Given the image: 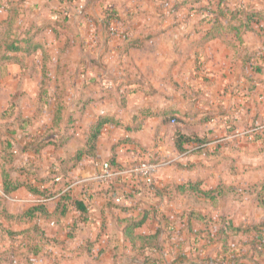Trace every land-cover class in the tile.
Instances as JSON below:
<instances>
[{
    "label": "crops",
    "instance_id": "1",
    "mask_svg": "<svg viewBox=\"0 0 264 264\" xmlns=\"http://www.w3.org/2000/svg\"><path fill=\"white\" fill-rule=\"evenodd\" d=\"M182 1L90 0L84 30L96 35L97 41L89 39L88 47L99 50V58L54 55L52 41L40 37L45 20L38 22L42 29L28 51L0 55V115L13 124L9 131L0 128V137L8 138L11 146L23 145L32 136L48 137L38 153L29 150L21 155L37 177L73 155L101 114L119 124L105 126L96 155L71 167L68 179L97 171L110 159L120 166L140 159L172 164L130 203L114 204L108 193L99 192L94 207L101 228L90 221L91 212L87 217L75 205L68 215H37L33 222L42 229L35 237L37 251L23 243L22 260L4 256L1 264H147L144 253L160 264H264V226L252 228L264 225V132L252 140L234 135L264 115V18L244 30L241 39L235 30H228L205 40L210 25L201 24L198 12L208 4L216 7L219 0H189L176 8ZM6 3L3 18L9 15ZM227 4H250L264 16V0H227ZM107 8L118 15L106 27ZM65 63L63 73L59 66ZM45 65L52 82L48 86H44ZM58 78L65 79L69 96L64 113L75 116L67 131L66 119L61 130L53 127ZM172 111L183 121L175 125L166 121ZM177 130L208 141L187 144L181 152L173 143ZM14 166L11 177L21 184L10 194L37 198L28 186L37 183L36 177L19 171L17 159ZM3 169H8L6 159L0 163L1 185ZM82 186L72 190L75 198L85 196ZM56 204L57 200L47 203L50 213ZM145 212L136 232L160 229L161 234L157 248L140 253L139 243L134 245L123 229L128 220ZM18 218L25 225L17 235L28 242L31 221Z\"/></svg>",
    "mask_w": 264,
    "mask_h": 264
},
{
    "label": "trees",
    "instance_id": "2",
    "mask_svg": "<svg viewBox=\"0 0 264 264\" xmlns=\"http://www.w3.org/2000/svg\"><path fill=\"white\" fill-rule=\"evenodd\" d=\"M189 0H183L182 2H179L175 5V7H179L181 5H184ZM202 0H191L192 3L200 2ZM22 2L9 0L7 5L8 10V20L6 22V30L10 31L13 30L12 27L14 26V22L16 19L18 20V17L20 16L21 11V4ZM212 9V16L207 17L206 21H209L210 27L206 30L205 40H210L212 38L222 36L225 31L228 30H235L237 33V36L239 39H241V34L244 30L251 28L252 23L255 21H259L264 18L263 13L261 10H258L257 8L251 6L250 4H238L235 7L227 6L225 3V0H219V5L217 8L213 9L211 4H208L202 9ZM62 12L59 11V15ZM88 14V12L86 11ZM117 11L114 8H107L105 10V16H104V24L106 27L110 24L111 20L113 18L117 17ZM227 17L228 21L225 23L222 19ZM90 18V16H88ZM203 19L201 20V24L205 23ZM55 24L62 25L66 30H70L73 32V37L76 39L74 42L78 41V33L76 32L75 28L73 29V26L70 22L66 21H46V26H52L54 27ZM42 29L39 25L36 23H32L29 28L20 34V36L13 40L12 42L4 41L3 46H5V49L7 50V54H3L4 57H8V52L18 51L19 49H25L28 51L27 46L30 48L33 44L32 40L34 39V36L39 33V31ZM23 43V44H22ZM67 63L64 64V68L60 65L59 71H63L65 73V69L67 67ZM48 66L45 65L44 69V86H48ZM57 93L55 95V104H56V111H55V117H54V129L61 130V123H63L66 119L67 125H66V131L68 129V125L70 123H73L75 120L74 112L69 113V115H65L64 111L65 109V98L68 95L67 86L65 83V79L58 78L57 79ZM48 90L45 87V92ZM44 96V95H42ZM41 96V97H42ZM47 97V94L44 96ZM181 116L177 114L176 111H172L170 115L165 116L166 121H171L172 118H175L176 120H179ZM182 119V118H181ZM111 123H117L115 118H113L110 115L107 114H101L98 116V118L95 120V122L89 127L88 129V135L86 138L85 143L80 146L77 151L71 155L70 157L64 158L60 160L57 164H53L49 171L48 175L38 176L36 170L30 166H28V163H25L21 165L18 169L19 171L23 173L32 174L36 177L37 183L34 184L33 182H28L29 189L38 196V200L31 204V206L23 212L22 216H25L29 221H31V225L28 227V229L32 236L30 235L28 238V242L24 239V243L27 245L28 249L31 250L33 253L37 251L36 247V238L37 236H41V227L33 222L34 218L37 215H43V216H62L67 213V210L71 205H75L78 209L81 210L85 216L89 217L90 215V208L89 203L87 202V197L83 196V198H75L72 194V190L74 187H68L69 186V180H65L63 182L59 183H53V179L56 176H62L64 178L68 177V171L72 169L75 164H77L80 160L83 159L85 156H95L96 150H97V141L99 136L102 134L103 129L107 124ZM129 128V127H128ZM65 131V132H66ZM35 136H32V139L28 141L26 144L24 151L33 150L35 153H38L39 150L44 147L48 142V137L43 139H34ZM208 141V138L201 137L197 134H186L183 133L181 130H177L173 137V143L175 147L183 152L187 150L186 145L190 143H197L198 145H201ZM11 143H9V155L6 157V162L8 163V169H3V188L4 192L6 194H9L16 190L20 182H15L12 177L10 171L15 168L14 163L16 160V157L13 152L12 146H10ZM114 158V157H113ZM110 162L113 166H120L118 162L114 159H110ZM63 183V184H61ZM56 185L58 188H55ZM57 200V204L55 207V210L50 213L47 209V203ZM147 213L145 212L139 219L137 220H128L124 226V234L125 237L129 238L133 244L139 243V252H145L149 249L157 248L159 245V239L161 231L160 229L156 230L155 232L149 233V234H141L137 233L136 229L141 226L146 217ZM231 224H227V228H230ZM264 225H254L252 228H256L258 230H262V227ZM258 243L261 245L263 244L262 239L258 241ZM14 260V258H13ZM144 262L147 264H160V260L157 258L152 257L149 254L144 253ZM2 262L0 261V264ZM189 263V262H187ZM190 264H196L194 262H190Z\"/></svg>",
    "mask_w": 264,
    "mask_h": 264
},
{
    "label": "rangeland",
    "instance_id": "3",
    "mask_svg": "<svg viewBox=\"0 0 264 264\" xmlns=\"http://www.w3.org/2000/svg\"><path fill=\"white\" fill-rule=\"evenodd\" d=\"M14 1H18V2L21 1L22 2L20 4L21 5L20 16L18 17V20L16 19V21L14 22V26L12 27L13 30L7 31L6 30V22H7L9 17L3 18L5 16V12H4V8H3L2 3L9 2V0H0V20H1L0 21V44H1L0 55L7 54V50L5 49V46H3L4 41L12 42L13 40H16L20 36L21 33L26 31L29 28V26L32 25V23H36L38 25L39 24L38 22L42 23L45 20L43 23V27H46V29L43 31V33L40 35V37L47 42L52 41L51 44H53L54 55L59 54V56H60V55L69 54L71 56L75 55L80 59H83L84 56H86L87 54L91 55L93 58H99L100 57L99 50L95 49L93 51V48L89 49V47H88L89 39L91 41L92 40H95V42L97 41L96 35L94 33H92L93 31H88V30L85 31L84 30V28H85L84 25H86L87 21L89 20L88 16H89V7H90L89 2H90V0H14ZM225 3L228 6L227 0H225ZM218 5H219V3L213 9L217 8ZM212 7H213V5H212ZM5 8H7V7H5ZM59 11L62 12L60 15H59ZM86 11L88 12V14L86 13ZM198 14H200L201 20L203 19V21L205 22L207 17L212 16L213 13H212L211 8H209V9H202L201 8L200 11L198 12ZM48 20L52 21V22L57 21V20L70 22L71 25L73 26V29L78 28V30L80 31L79 32L80 35L78 34L79 37L77 38L78 41L73 42V44H72V42H70V41L76 40L73 37L74 36L73 32L70 30H66L60 24H55L54 27L45 26L44 24H46V21H48ZM222 20L225 23L228 21L227 17L223 18ZM204 24L210 25L211 23L209 21H207ZM87 32L92 34V36H90V34H88ZM68 43H69V45H68ZM71 44H72V46H71ZM59 48H60V50H59ZM98 66H99L98 68H100V64H98ZM81 68H85L83 66V64H81ZM95 68H96V66H95ZM50 83H52L51 80H48V85ZM71 97H74V95L70 96V98ZM68 98H69V96L67 95V97L65 98V101H67ZM168 115H170V113ZM178 115L180 116V113ZM181 118H182V116L180 117L179 120L172 118L171 123L173 125H175V124H177V122L183 121V118L182 119ZM4 119H6L5 115H3V118L0 115V128H1V130H6V131L12 130V128L10 126H13V124H10L9 122L7 123ZM255 120H256V118L253 120V122L247 128H245L243 130H248L249 128H251ZM237 131H241V130H236L235 133ZM263 132H260V133H263ZM260 133H257L255 135H253L252 137L251 136H242V137L247 138L249 140H252V139H254V137L256 135H258ZM0 142H1V144H0L1 145L0 163H1L2 159H6V157L9 155V143H11V142L9 141L8 138L4 139L3 136L0 137ZM27 143H28V141L25 142L23 145H20L17 143L14 146L12 145L13 152H15L14 154H16L15 157L17 159L19 167L21 165L25 164V162L22 163L23 160L21 161V155L24 153L23 151H24V148H25ZM198 148H200V147H197L195 149H198ZM143 160L149 161L146 159H140L137 161L133 160L130 163L123 165V166H130L133 163H136L138 161H143ZM27 162H29V161H27ZM174 162H176V161H174ZM170 163H168L167 165H164L161 169L172 165ZM28 166H30V165H28ZM30 167H32V166H30ZM100 173H101V171L97 170V171L91 172L90 174H87L84 176H79V177L74 178V179L64 178L63 181L69 180V183H73L76 180L88 178L90 176L91 177L96 176ZM46 175H48V172L46 173ZM132 178L133 177H131V176H118L115 179H113L111 182L110 181L109 182L108 181L103 182V181H92V180H90V181H85L83 183L74 185V189L77 187L79 188L81 185H83L82 189H84V194L87 197V202L91 206L90 212L92 215H91V218H89V219L92 223H95V222L98 223L97 228H99V227L101 228V222H100V220L96 219V216L98 217L99 212H97L95 210L94 205H95V202H97V198H95V196L99 192L108 193L110 198H111V201L114 204H117V205L123 204L124 205L125 203H127V202L130 203L132 200H134L135 195L138 194V191L145 190L148 187H151L148 185H142V187L141 186L140 187L134 186L132 180L135 181V179H132ZM61 184H63V183H61ZM58 186H60V185H56L55 188H58ZM2 188H3V184L1 185V182H0V220H1V222H0V257L5 258L4 256H6V258H7L10 255L11 256L13 255L14 261L18 262V261L22 260V258H23L20 254V249H21V245L24 243V239L20 238L19 235H17V232H18V230L21 229V226L25 225L23 222H21V220L18 218V216L23 215L25 208L28 205L31 206V204L36 202L38 200V197L30 199L31 197L27 198V197L18 195L19 192H15L13 194H10V193L6 194L4 192V188L3 189ZM117 196L118 197L122 196L123 199L121 201L117 202L116 201ZM126 199H129L130 201L126 202ZM193 203L195 205V202H193ZM71 212H72V210H67L66 215L70 214ZM3 219H6V221L4 220V222H3ZM28 224H30V221L28 222ZM12 251H13V254H11Z\"/></svg>",
    "mask_w": 264,
    "mask_h": 264
},
{
    "label": "built area",
    "instance_id": "4",
    "mask_svg": "<svg viewBox=\"0 0 264 264\" xmlns=\"http://www.w3.org/2000/svg\"><path fill=\"white\" fill-rule=\"evenodd\" d=\"M83 8V7H82ZM264 131V115H261L260 117L256 118L251 128L248 130H241L237 131L235 133V136H253L257 133ZM169 161H138L136 163H133L130 166H113L110 162V160H105L102 162L100 166L101 173L96 176H90L88 178H83L80 180H76L73 183H70L68 187H74L76 184L83 183L85 181H112L118 176H131L132 179H135V181L132 180L134 186L142 187V185H148L152 186L156 181V176L161 170V168L164 165H167ZM64 180V177L62 176H56L53 179V183H59ZM123 198L122 196L116 197V201L119 202ZM130 201L129 199H126V202ZM128 203V202H127ZM89 208H91L89 204Z\"/></svg>",
    "mask_w": 264,
    "mask_h": 264
}]
</instances>
